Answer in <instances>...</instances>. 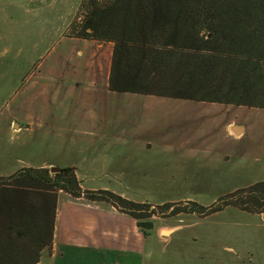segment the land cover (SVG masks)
<instances>
[{"label": "trees", "instance_id": "1", "mask_svg": "<svg viewBox=\"0 0 264 264\" xmlns=\"http://www.w3.org/2000/svg\"><path fill=\"white\" fill-rule=\"evenodd\" d=\"M84 6L83 26L71 36L113 44L111 91L264 109V0H85ZM59 169L0 177V264H37L43 250L51 251L61 191L114 206L147 237L154 230L147 220L157 215L152 204L84 190L74 168ZM177 203L157 206L158 215L205 218L227 207L264 215V180L208 206Z\"/></svg>", "mask_w": 264, "mask_h": 264}, {"label": "rangeland", "instance_id": "2", "mask_svg": "<svg viewBox=\"0 0 264 264\" xmlns=\"http://www.w3.org/2000/svg\"><path fill=\"white\" fill-rule=\"evenodd\" d=\"M107 1L98 0L100 4ZM84 3L0 0V177L15 174L27 162L52 160L61 167L71 158L68 153L35 145L16 151L12 140L23 144L27 131L13 136L5 104L16 80L20 85L48 52L61 48L63 35L81 30L87 14ZM155 99L160 104L145 109H155L162 136L167 134L173 140L169 146L158 145L145 154L143 182L113 186V192L152 204L151 211L157 212L147 219L154 223V230L147 239L146 264H264V231L246 225L249 213L227 207L205 218L195 214L177 218L170 211L158 215L162 213L157 207L178 200H183L176 204L178 209L191 207L187 201L208 206L225 194L263 181L264 109ZM228 123L244 126L245 133L237 138L239 134ZM160 229L169 232L167 241L161 239Z\"/></svg>", "mask_w": 264, "mask_h": 264}, {"label": "crops", "instance_id": "3", "mask_svg": "<svg viewBox=\"0 0 264 264\" xmlns=\"http://www.w3.org/2000/svg\"><path fill=\"white\" fill-rule=\"evenodd\" d=\"M62 39V47L48 52L26 80L19 85L15 79L5 107L13 136L27 131L23 144L12 140L16 151L35 145L68 153L71 158L61 167L43 160L27 162L15 170L71 167L84 190L116 191L113 186L140 184L147 175L145 154L157 150L158 145L169 146L173 140L167 134L162 136L155 109H145L157 107L160 102L155 98L164 97L109 89L112 43L69 35ZM234 126L228 123L230 129ZM241 127L244 131L237 138L245 133ZM185 215L193 214L176 217ZM248 215L246 225L264 231V215ZM163 231L160 229L159 235L167 241ZM148 238L136 219L114 206L61 191L52 249L43 250L37 264H146ZM251 257L256 262L254 255Z\"/></svg>", "mask_w": 264, "mask_h": 264}, {"label": "water", "instance_id": "4", "mask_svg": "<svg viewBox=\"0 0 264 264\" xmlns=\"http://www.w3.org/2000/svg\"><path fill=\"white\" fill-rule=\"evenodd\" d=\"M15 127L16 128H19V125L18 124H16L15 125ZM232 130L236 133V134H241V132H242V130H243V127H241V126H234L233 128H232ZM60 169L59 168H57V167H52L51 169H50V171L52 172V173H55V172H58ZM166 232V233H165ZM169 234V232L168 231H163V235H165V236H167Z\"/></svg>", "mask_w": 264, "mask_h": 264}]
</instances>
